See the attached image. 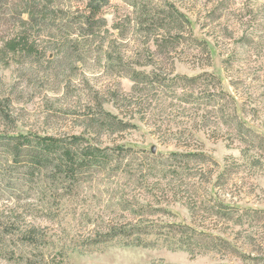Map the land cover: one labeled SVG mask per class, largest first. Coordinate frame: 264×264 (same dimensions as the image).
Listing matches in <instances>:
<instances>
[{"label": "rangeland", "instance_id": "rangeland-1", "mask_svg": "<svg viewBox=\"0 0 264 264\" xmlns=\"http://www.w3.org/2000/svg\"><path fill=\"white\" fill-rule=\"evenodd\" d=\"M37 1L39 27L15 7ZM8 3L0 10V135L128 151L118 187L101 177L79 182L69 192L73 198L58 203L67 206L70 235L104 233L103 221L125 223L141 206L146 212L136 213H146L143 220L180 223L227 242L202 240L203 248L180 249L148 237L153 246L105 244L69 254L68 264H264V0ZM132 71L154 81L133 95L142 100L136 105L124 101ZM100 107L125 129L96 127ZM0 164L42 181L49 173L42 164H14L3 154ZM127 201L132 212L118 210ZM35 203L3 201L0 212L14 209L27 223L47 227L19 208ZM228 205L236 208L230 218L223 211ZM93 214L103 220L79 221ZM5 260L0 255V264H10Z\"/></svg>", "mask_w": 264, "mask_h": 264}, {"label": "trees", "instance_id": "trees-1", "mask_svg": "<svg viewBox=\"0 0 264 264\" xmlns=\"http://www.w3.org/2000/svg\"><path fill=\"white\" fill-rule=\"evenodd\" d=\"M8 5V0H0V10L3 7L8 8ZM15 7H20L21 11L23 10V13L28 15L29 21L31 19L30 22H33L29 25L39 27V21L36 19V16L39 18V1L36 5L29 6L21 2ZM15 12L17 13V11ZM175 14L182 24L189 26L186 16L177 12ZM171 18L174 19V16L172 15ZM92 19V17L88 19V25L94 28L93 24L90 23ZM93 33L94 30L90 34ZM194 40L197 42V39ZM132 74V76H127L132 82V87L129 93L124 94V101L136 105V101L142 100H136L133 95L139 96V93H145L146 89L150 90L154 81L150 80L149 75L145 76L142 72L132 71ZM158 81L160 80L158 79ZM154 98L156 96L152 95V98L149 99L151 102H156ZM149 99L145 97L144 104L145 100L149 101ZM99 113L101 118L95 120L96 127L114 131L125 129V124L110 113L103 111L101 107ZM72 140L76 141L77 138H72ZM126 152L128 151L124 147H99L96 146V143L87 141L82 148H79L77 142L71 143L67 140L49 137L28 135L3 137L0 135V154L6 155L14 164H42L49 169L47 177L42 181V179L35 178L32 172L13 174L5 168L3 169L0 164V204L9 200L37 199L40 204H28L19 208L25 218L37 219L47 224V227H42L30 221L27 223L16 214L14 209L0 212V245L6 248L0 247V255L5 254V261L10 264H68L69 254H83L105 244L116 242L123 247L153 246L151 241L148 243L144 241L148 237H155L172 248L180 249H183V246L203 248L202 240L206 243H213L215 240L227 243L218 237L194 231L180 223L162 225L147 220V218L143 220L141 216L146 213L137 214L145 211L141 206L137 209L138 212L134 211V214L130 215L131 217H128L125 223L108 221L107 219L103 221L105 222L104 233H97L92 236L87 233L81 237L77 236V233L70 235L74 232H71V227L68 225L71 223L64 221V215L68 211L66 210L67 206L63 207L58 203L73 198L69 192L79 182L82 184L93 183L101 177L104 179L102 180L104 185L109 184V186L118 187L122 174L120 163ZM174 157L175 155L170 154L167 159L172 161ZM124 174L133 178L129 175L131 173L124 172ZM120 190L110 189L109 191L108 189L112 196L128 195ZM11 195L15 197H11ZM22 196L24 199H21ZM129 202L131 201L125 202V206L117 204L116 207L123 212H132ZM134 205L136 207L137 204ZM233 209L236 208L229 205L224 207L225 216L230 218ZM94 216L96 215L93 214L91 218H87L86 215H81L79 221L92 225L96 220H103L101 215L97 219H94ZM63 223L68 226H63Z\"/></svg>", "mask_w": 264, "mask_h": 264}]
</instances>
